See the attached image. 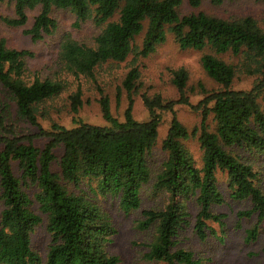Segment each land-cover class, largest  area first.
<instances>
[{
    "label": "trees",
    "instance_id": "16d2710c",
    "mask_svg": "<svg viewBox=\"0 0 264 264\" xmlns=\"http://www.w3.org/2000/svg\"><path fill=\"white\" fill-rule=\"evenodd\" d=\"M13 1L14 15L2 17L13 26L27 21V9L40 6L31 26L24 30L33 40L57 27V20L51 15L53 6L71 10L77 24L92 18L100 27L92 44L70 36L60 43L66 68L77 77L83 74L96 80L94 68L98 64L124 60L143 29L137 51L147 56L166 39L169 30L180 48L202 51L201 66L219 87L206 91L192 105L186 94L188 71L178 67L172 71L178 98L163 100L160 94H143L149 116L139 120L132 114L130 96L120 120L111 113L109 97L98 86V101L107 124L74 117L72 126L54 122L45 129L36 117L38 106L60 93L65 83L29 73L26 57L32 55L31 51L8 46L0 37V84L9 92L18 115L38 129L34 134H17L0 110V264H118L119 256L106 249L116 228L96 198L115 196L124 212L140 206V190L151 176L147 154L158 137L160 114L156 108L172 112L162 139L167 157L153 182V190L166 192L168 200L162 207L143 209V217L137 221L139 228L154 227L144 256L161 264H203L191 250L175 247L176 235L189 222L186 200L190 197L198 206L194 227L200 238L206 236L207 220L221 222V214L212 210L213 204L223 201L217 187L218 169L227 173L231 197L250 199L251 207L238 214H256L255 223L246 229L245 239L257 237L264 220V188L247 153L264 150V29L254 16L222 17L202 10L180 15L177 6L181 0ZM188 1L193 6L201 2ZM223 1L211 0L214 4ZM220 54L237 56L241 70L256 75L249 88L232 86L236 64ZM137 76L136 67L127 72L123 79L127 91H131ZM81 94L78 85L69 95L75 114L82 104ZM176 103L200 110L199 125L189 131L174 112ZM209 114L214 120L213 129L208 126ZM190 135H197L202 150L200 165L182 141ZM36 136H47L49 140L40 147L33 141ZM59 143L63 144V151L58 170H54L53 149ZM12 160L18 161L19 176L13 172ZM28 184L38 188L33 197L47 215L51 242L44 258L31 245V233L41 216L30 206L32 198L24 188Z\"/></svg>",
    "mask_w": 264,
    "mask_h": 264
},
{
    "label": "rangeland",
    "instance_id": "374dc122",
    "mask_svg": "<svg viewBox=\"0 0 264 264\" xmlns=\"http://www.w3.org/2000/svg\"><path fill=\"white\" fill-rule=\"evenodd\" d=\"M40 6L27 9V21L23 25H9L2 20L3 16L14 15V1L2 0L0 2V37L8 46L30 50L32 55L26 57V65L29 73L36 72L41 77H50L62 80L65 84L57 95L39 104L36 113L38 123L45 129H50L52 123L57 122L64 126H72L75 119L95 124H107L103 118L99 105L100 86L108 95L111 113L122 120L124 110L132 97V114L136 119L143 120L149 116L147 106L142 95L153 96L160 94L163 100L178 98V90L172 81V71L178 67H184L188 71L186 82V94L189 102L196 105L206 94V91L218 88L219 84L207 75L200 63L201 50L194 48H180L167 30L166 39L159 43L155 50L147 56L138 53L141 45L143 31L136 37L132 51L124 60H107L94 68L96 80L86 75L75 76L66 68L60 55V43L66 36H70L79 42L92 44L94 36L99 32L92 18H87L78 24L75 14L67 8L53 6L51 15L57 20V27L50 34L33 40L32 36L24 30L29 28L34 16L39 12ZM202 10L209 14L222 17H240L246 14L254 16L259 25L264 29V1L263 0H224L220 4H214L211 0H201L198 6H193L188 0H181L177 6L180 15ZM146 24V22H145ZM227 61L236 64V74L232 82L234 88H249L256 75L247 74L240 68L239 58L230 54H220ZM136 67L138 76L131 91L123 85V79L127 72ZM82 89V104L78 112L73 113L70 108L69 95L77 86ZM0 110L6 123L14 125L17 134H34L37 127L26 118L18 115L14 101L9 92L0 84ZM160 114L157 141L147 154V164L151 170L149 180L142 185L140 190V206L136 209L124 212L119 208L118 198L110 195H97V201L109 213L116 232L106 244V249L119 256L118 264H161V262L147 259L144 253L149 249V243L154 234V227L142 229L137 226L138 219L143 217L145 208L162 207L168 200V195L163 191H154L153 182L156 173L162 168V162L167 157V151L162 147V139L166 135L169 122L172 117L170 110L156 108ZM174 112L180 121L191 131L199 125L200 110L193 109L190 104L176 103ZM210 129L214 128L212 114L207 118ZM1 135V131H0ZM49 137L36 136L35 145L42 147ZM198 165L201 164L202 150L197 140V135H190L182 139ZM1 147V144H0ZM55 159L52 168L58 170V158L63 151V144L54 147ZM248 158L259 172L260 184L264 188V150L261 152L247 153ZM15 175L19 176L21 170L17 160L11 161ZM217 187L222 193L223 201L212 205V210L221 214V222L207 220L206 236L200 238L195 230V218L198 206L193 197L186 200L190 212L189 222L184 224L176 235L175 247H182L193 252L203 264H264V220L259 225L257 237L254 240H246V229L256 221V214L241 216L239 210L250 208V199H236L230 196L225 170H216ZM87 189V185L82 184ZM24 188L32 198L31 208L40 214L41 221L34 227L31 233V245L44 258L51 242V235L46 228L47 215L42 212L33 197L38 189L34 184L24 185ZM76 191H78L76 189ZM3 207L0 199V209Z\"/></svg>",
    "mask_w": 264,
    "mask_h": 264
}]
</instances>
